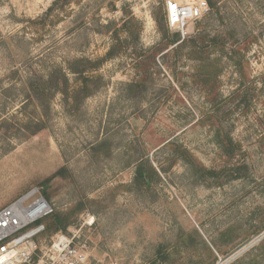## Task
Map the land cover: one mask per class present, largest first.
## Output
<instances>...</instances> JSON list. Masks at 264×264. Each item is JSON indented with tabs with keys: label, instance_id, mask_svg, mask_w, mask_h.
<instances>
[{
	"label": "rangeland",
	"instance_id": "1",
	"mask_svg": "<svg viewBox=\"0 0 264 264\" xmlns=\"http://www.w3.org/2000/svg\"><path fill=\"white\" fill-rule=\"evenodd\" d=\"M164 1L0 0V209L53 208L32 264L59 232L88 264H264V0L184 39Z\"/></svg>",
	"mask_w": 264,
	"mask_h": 264
},
{
	"label": "built area",
	"instance_id": "2",
	"mask_svg": "<svg viewBox=\"0 0 264 264\" xmlns=\"http://www.w3.org/2000/svg\"><path fill=\"white\" fill-rule=\"evenodd\" d=\"M164 13L168 30L184 39L194 34L196 24L209 13V5L206 0H165ZM52 214L51 204L37 186L0 209V264H32L45 230L43 221ZM39 264H88L86 244L59 232L44 249Z\"/></svg>",
	"mask_w": 264,
	"mask_h": 264
},
{
	"label": "trees",
	"instance_id": "3",
	"mask_svg": "<svg viewBox=\"0 0 264 264\" xmlns=\"http://www.w3.org/2000/svg\"><path fill=\"white\" fill-rule=\"evenodd\" d=\"M178 36V35H177ZM179 37V36H178Z\"/></svg>",
	"mask_w": 264,
	"mask_h": 264
}]
</instances>
